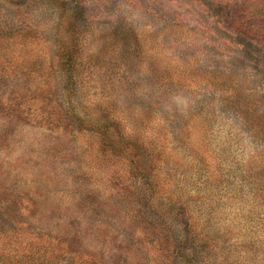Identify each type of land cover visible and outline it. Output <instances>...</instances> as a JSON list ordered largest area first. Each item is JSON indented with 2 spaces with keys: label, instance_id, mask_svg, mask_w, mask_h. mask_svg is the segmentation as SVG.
<instances>
[{
  "label": "rangeland",
  "instance_id": "1",
  "mask_svg": "<svg viewBox=\"0 0 264 264\" xmlns=\"http://www.w3.org/2000/svg\"><path fill=\"white\" fill-rule=\"evenodd\" d=\"M0 264H264V0H0Z\"/></svg>",
  "mask_w": 264,
  "mask_h": 264
},
{
  "label": "trees",
  "instance_id": "2",
  "mask_svg": "<svg viewBox=\"0 0 264 264\" xmlns=\"http://www.w3.org/2000/svg\"><path fill=\"white\" fill-rule=\"evenodd\" d=\"M21 34L24 35V33H21ZM64 54H65V53H64ZM184 231H185V230H184ZM184 237H187V233H186V232H184ZM33 247H34V246H33ZM35 250L37 251V249H35ZM30 253L32 254V253H34V251L31 250Z\"/></svg>",
  "mask_w": 264,
  "mask_h": 264
}]
</instances>
